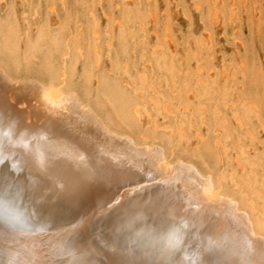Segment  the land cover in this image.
<instances>
[{"label": "bare ground", "instance_id": "6f19581e", "mask_svg": "<svg viewBox=\"0 0 264 264\" xmlns=\"http://www.w3.org/2000/svg\"><path fill=\"white\" fill-rule=\"evenodd\" d=\"M126 29L116 30L117 42L127 40ZM167 45L154 50L159 81L175 78ZM123 74L127 95L115 100L120 115L107 118L111 124L133 132L139 102L172 116L168 104L158 108L149 97L160 92L155 79ZM51 75L44 85L0 69V264H264L259 188L240 206L223 193L224 174L213 178L180 157L167 161L159 147L137 145L69 91L65 72ZM111 80L97 73L100 89H111ZM179 97L176 137L159 134L171 149L180 150L189 117L201 126L204 117L213 120L207 141L230 138L199 91ZM238 98L244 103L234 105V119L250 138L253 108L248 95ZM234 145L235 170L243 173L248 155L239 140Z\"/></svg>", "mask_w": 264, "mask_h": 264}, {"label": "rangeland", "instance_id": "374dc122", "mask_svg": "<svg viewBox=\"0 0 264 264\" xmlns=\"http://www.w3.org/2000/svg\"><path fill=\"white\" fill-rule=\"evenodd\" d=\"M119 26L128 28L126 41L117 42ZM167 40L175 78L159 81L151 65L157 61L156 46L169 50ZM125 68L130 76L136 73L158 82L160 92L149 90V97L158 108L168 104L171 117L163 119L156 108L139 102L141 116L133 132L107 120L120 115L115 100L121 92L127 95ZM0 69L14 81L44 85L51 74L65 72L69 91L112 130L130 135L137 145L163 149L171 163L180 157L213 178L224 174L223 193L240 206L254 196V187L264 194V0H0ZM100 71L114 79L109 81L111 89L97 86ZM189 91L193 97L199 91L209 111L216 108L221 130L230 138L207 141L206 133L213 127L209 117H204L203 126L187 118L189 127L179 151L159 136L176 137L179 96ZM246 95L253 108L250 138L234 119V105L243 104L238 97ZM142 133L145 137L139 136ZM236 140L248 155L243 173L235 170L239 157L235 145L230 147Z\"/></svg>", "mask_w": 264, "mask_h": 264}]
</instances>
